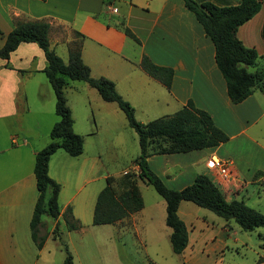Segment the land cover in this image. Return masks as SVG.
I'll use <instances>...</instances> for the list:
<instances>
[{
	"label": "crops",
	"instance_id": "0c3cea01",
	"mask_svg": "<svg viewBox=\"0 0 264 264\" xmlns=\"http://www.w3.org/2000/svg\"><path fill=\"white\" fill-rule=\"evenodd\" d=\"M197 1L229 6L242 0ZM259 2V11L236 33L245 46L258 53L256 64L248 66L251 71L264 70V0ZM35 19L51 22L50 44L65 62L71 42L81 39L82 57L91 75L112 79L118 92L134 106L139 121L146 123L173 114L193 101L228 134L227 141L213 147L150 155L149 166L167 186L181 189L198 174H207L227 200H243L264 213V88H256L239 103L231 100L215 59L214 42L183 0H0V29L4 32L0 47L17 22ZM124 26L138 41L125 33ZM144 55L173 68L170 89L142 68ZM46 65L45 53L36 42H22L9 59L0 58V264H62L61 258L53 261L54 253L51 256L59 249L62 233L66 232L70 243L72 232H84L94 224L97 196L107 177L120 176L129 169L111 172L102 144L95 139L103 127L118 130L129 125L125 112L116 102L104 100L87 82L71 81L65 94L74 131L83 135L84 147L77 156L64 149L51 155L49 175L61 186L60 214L57 218L42 215L37 233L45 242L38 247L32 229L39 195L35 159L51 141L50 131L59 119L56 95L44 72ZM68 88L83 92L84 109L95 117L91 127L80 125L86 130H77ZM213 156L231 162L228 179L207 166ZM135 159L133 168L137 166ZM158 203L161 210L163 204L166 221V201L164 204L159 199ZM146 208L144 202L141 210L113 224L120 231L138 232ZM178 214L189 232L187 247L180 254L184 264H225L227 255L240 253V246L247 244L237 233L236 223L219 221L192 201H181ZM47 216L53 218L50 230ZM67 219L76 222L77 228H69ZM56 225L60 231L57 238L53 235Z\"/></svg>",
	"mask_w": 264,
	"mask_h": 264
},
{
	"label": "trees",
	"instance_id": "16d2710c",
	"mask_svg": "<svg viewBox=\"0 0 264 264\" xmlns=\"http://www.w3.org/2000/svg\"><path fill=\"white\" fill-rule=\"evenodd\" d=\"M203 26L215 45V59L226 80L228 95L234 103L247 98L256 88H264V70L251 71L258 58L256 49L247 47L237 36L238 27L252 18L260 9L259 0H242L239 4L219 6L210 1L183 0ZM51 22L35 19L17 22L6 34L0 47V58L9 59L11 53L22 42H36L44 51L47 65L44 68L56 95L55 111L59 119L51 131V141L36 154L34 172L39 195L32 217L33 237L42 248L45 237H38L37 227L43 214L57 218L60 214V183L49 175V160L58 149L72 156L83 152V135L74 131V118L65 94L71 81L81 80L95 87L106 101H114L125 112L129 125L139 138L140 153L135 159L138 173L128 172L120 176H108L106 185L100 190L94 211V224L115 223L141 210L144 200L137 180L152 184L166 201V224L172 229L170 242L175 253L181 254L189 240L185 221L179 216L180 202L189 200L207 208L225 219L234 218L243 230L252 231L264 226V213L249 206L243 200H227L220 186L207 174H198L191 184L173 189L165 184L148 163V157L157 153L187 152L216 146L229 139L228 134L215 124L211 114L189 101L170 115L161 116L143 123L135 114L134 106L116 89L115 82L105 76L94 77L91 68L82 57V40L75 39L69 45L67 62L55 51L49 40ZM125 33L138 38L127 27ZM4 32L0 29V37ZM142 68L170 89L174 70L172 67L154 63L147 55L141 60ZM71 213V209H68ZM68 226L77 228L69 219ZM53 235L59 237L58 225ZM263 254L257 264H264ZM66 249L62 264H74L72 253Z\"/></svg>",
	"mask_w": 264,
	"mask_h": 264
},
{
	"label": "rangeland",
	"instance_id": "374dc122",
	"mask_svg": "<svg viewBox=\"0 0 264 264\" xmlns=\"http://www.w3.org/2000/svg\"><path fill=\"white\" fill-rule=\"evenodd\" d=\"M96 93L99 95L97 91ZM67 96L74 106L77 130H86L80 129V125L86 124L91 127L95 117L91 110L84 109L86 97L83 92L68 88ZM95 139L97 144H102V154L111 172L119 174L124 168H129L124 174L138 173V165L133 168V160L139 154L138 135L134 128L129 125L125 128L119 127L118 130L103 127ZM137 184L147 206L146 213L140 217L138 232L134 229L120 231L113 223L91 224L84 232L82 230L72 232L70 243L68 235L64 232L61 235L62 239L58 240L59 249L51 254L52 256L54 253L53 261L60 258L64 261L67 247L73 255L74 264H184L183 257L172 249L169 239L172 229L166 224L163 204L161 210L158 203L160 199L165 204V199L152 184L141 179L137 180ZM204 211L219 221L230 220L236 223L237 233L246 239L247 244L240 246V253L227 255L225 264H257L259 255L263 254L264 226L247 231L243 230L234 218L225 219L207 208H204ZM46 219L50 230L53 218L47 216ZM140 235H145L142 237H146V242Z\"/></svg>",
	"mask_w": 264,
	"mask_h": 264
},
{
	"label": "built area",
	"instance_id": "2783aa9c",
	"mask_svg": "<svg viewBox=\"0 0 264 264\" xmlns=\"http://www.w3.org/2000/svg\"><path fill=\"white\" fill-rule=\"evenodd\" d=\"M207 166L223 178L228 179L231 173V162L218 157H211L207 160Z\"/></svg>",
	"mask_w": 264,
	"mask_h": 264
}]
</instances>
